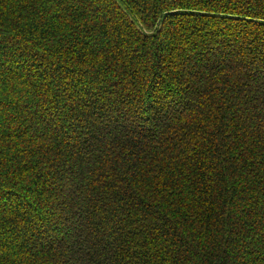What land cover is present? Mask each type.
<instances>
[{
    "label": "trees",
    "instance_id": "1",
    "mask_svg": "<svg viewBox=\"0 0 264 264\" xmlns=\"http://www.w3.org/2000/svg\"><path fill=\"white\" fill-rule=\"evenodd\" d=\"M0 264H264V0H0Z\"/></svg>",
    "mask_w": 264,
    "mask_h": 264
},
{
    "label": "rangeland",
    "instance_id": "2",
    "mask_svg": "<svg viewBox=\"0 0 264 264\" xmlns=\"http://www.w3.org/2000/svg\"><path fill=\"white\" fill-rule=\"evenodd\" d=\"M31 130H36V128L35 127H30L29 131H31Z\"/></svg>",
    "mask_w": 264,
    "mask_h": 264
}]
</instances>
